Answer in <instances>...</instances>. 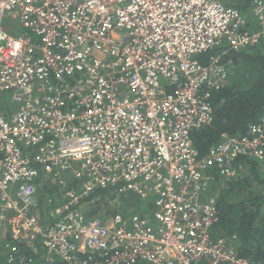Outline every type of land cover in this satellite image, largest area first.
Returning a JSON list of instances; mask_svg holds the SVG:
<instances>
[{"label":"built area","instance_id":"obj_1","mask_svg":"<svg viewBox=\"0 0 264 264\" xmlns=\"http://www.w3.org/2000/svg\"><path fill=\"white\" fill-rule=\"evenodd\" d=\"M249 10L224 0H0L7 264L33 263L38 241L47 263L264 264L237 251L236 234H216L210 171L233 179L241 157L263 162L264 117L224 132L204 156L193 139L213 122V93L230 74L221 53L203 54L264 48V0ZM42 180L64 197L45 198L47 220ZM110 186L152 200L153 211L88 218L84 199Z\"/></svg>","mask_w":264,"mask_h":264},{"label":"trees","instance_id":"obj_2","mask_svg":"<svg viewBox=\"0 0 264 264\" xmlns=\"http://www.w3.org/2000/svg\"><path fill=\"white\" fill-rule=\"evenodd\" d=\"M252 0H227L249 17ZM226 52L225 59H231V77L229 82L212 97L213 122L193 133L195 145L202 156L211 146L217 144L224 132L233 134L244 132L250 123L258 122L264 117V48L253 46L241 51H233L226 46L213 48L202 56L207 61L211 55ZM241 164L237 178L227 179L218 169L212 170L213 189L218 192L219 222L216 226L218 236L237 235L234 246L237 251L253 261H264V161L259 162L241 157L236 165ZM239 169V168H238ZM54 185L55 187H51ZM79 181L73 179L68 188L77 189ZM52 195L57 202L63 201V194L57 184L41 181L39 199L43 218L48 219L45 211V198ZM112 203V206L109 203ZM142 199L133 191L120 190L117 186L96 189L90 197L84 199L85 214L88 218L97 217L104 207L113 214L118 210L146 214L152 212L151 202ZM93 206L92 210L86 207ZM24 245V244H22ZM26 246V245H24ZM24 246H21L25 249ZM30 249L28 246H26ZM1 248V245H0ZM39 253L35 254L30 264H67L61 258L47 263L40 255L43 246L38 241ZM0 264H7L0 254Z\"/></svg>","mask_w":264,"mask_h":264},{"label":"rangeland","instance_id":"obj_3","mask_svg":"<svg viewBox=\"0 0 264 264\" xmlns=\"http://www.w3.org/2000/svg\"><path fill=\"white\" fill-rule=\"evenodd\" d=\"M226 1H227V0H226ZM9 99H10V97H9L7 94H4L3 100L6 101V102H10ZM50 186H51V187H55L54 185H50ZM109 205L112 206V203L110 202ZM104 207L107 208L108 210H112V207L109 208V207H107V206H105V205H104ZM88 208H90V209L92 210L93 206H91V207H86V209H88ZM108 210H100L99 212H100L101 214H104L105 216H108V215H111V214L108 213Z\"/></svg>","mask_w":264,"mask_h":264},{"label":"clouds","instance_id":"obj_4","mask_svg":"<svg viewBox=\"0 0 264 264\" xmlns=\"http://www.w3.org/2000/svg\"><path fill=\"white\" fill-rule=\"evenodd\" d=\"M227 4H229V5H232V4H230L229 2H227L226 0H224ZM252 2V1H251ZM232 6H234V5H232ZM236 7V6H235ZM241 10V9H240ZM244 12V11H243ZM245 13V12H244ZM249 13H250V11H249ZM247 16V15H246ZM248 17V16H247ZM249 18H250V14H249ZM229 49V48H228ZM247 49V48H246ZM231 50V49H230ZM244 50V49H243ZM234 51V50H233ZM239 51H241V50H239ZM222 55H224V54H226V52H222L221 53ZM223 58H224V56H223ZM225 59V58H224ZM226 60H230V65H229V69H230V67H231V63H232V60L231 59H226ZM230 75V74H229ZM228 83V82H227ZM226 83V84H227ZM218 91V90H217ZM214 94V93H213ZM212 103H213V101H212ZM261 120V119H260ZM259 120V121H260ZM255 123V122H254ZM251 124V123H250ZM84 150V149H83ZM210 150V149H209ZM73 151L74 152H76V154L77 155H80V151H77V150H75V149H73ZM214 169H217V168H213V169H211L210 171H211V173H212V170H214ZM213 174V173H212ZM225 178V177H224ZM212 187H213V180H212ZM218 210H219V208H218Z\"/></svg>","mask_w":264,"mask_h":264},{"label":"crops","instance_id":"obj_5","mask_svg":"<svg viewBox=\"0 0 264 264\" xmlns=\"http://www.w3.org/2000/svg\"><path fill=\"white\" fill-rule=\"evenodd\" d=\"M232 66V65H231ZM231 77V67H230V75H229V78H228V82H229V79ZM4 97V94L1 93L0 94V98L2 99ZM10 102H6V101H3L2 102V108L8 110V108H11V106L9 105ZM152 209H153V203H152Z\"/></svg>","mask_w":264,"mask_h":264}]
</instances>
